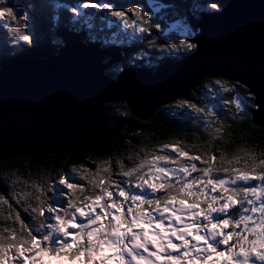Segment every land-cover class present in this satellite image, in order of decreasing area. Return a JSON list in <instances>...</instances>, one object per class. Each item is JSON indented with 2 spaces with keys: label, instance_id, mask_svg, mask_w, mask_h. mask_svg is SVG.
Listing matches in <instances>:
<instances>
[{
  "label": "snow or ice",
  "instance_id": "6c2138e0",
  "mask_svg": "<svg viewBox=\"0 0 264 264\" xmlns=\"http://www.w3.org/2000/svg\"><path fill=\"white\" fill-rule=\"evenodd\" d=\"M217 7L211 4L212 9ZM82 8L107 10L133 32L155 27L140 7L116 11L107 3H84ZM72 11L84 15L77 8ZM128 13L135 19H128ZM16 19L13 8L0 0V21ZM13 35L31 43L30 36L18 29H13ZM195 48L184 39L162 51ZM213 88L216 93L235 94L225 105L233 104L238 111L248 106L236 85L217 79L205 95ZM175 107L201 116L209 135L222 138L224 124L214 111L223 113L219 103L200 107L181 100ZM181 144L179 140L163 143L158 149L162 154H137L138 163L130 165L118 159L115 171L111 160L94 170L73 166L71 177L62 173L46 186L23 181L25 186L12 196L0 193V217L2 206L8 205L7 218L15 211L19 223V228H0V264H50L52 260L57 264H264V152L189 154ZM12 200L24 201V211L30 208L35 213L33 221L41 219L26 222Z\"/></svg>",
  "mask_w": 264,
  "mask_h": 264
},
{
  "label": "trees",
  "instance_id": "16d2710c",
  "mask_svg": "<svg viewBox=\"0 0 264 264\" xmlns=\"http://www.w3.org/2000/svg\"><path fill=\"white\" fill-rule=\"evenodd\" d=\"M5 2L7 6L13 8L17 19L0 21V67L10 64L13 60L23 64L38 57L56 56L66 43L75 41L121 52L124 58L117 68L120 66L119 71H122L128 67L155 70L167 62H175L189 56L194 49L179 52L162 51V49H167L172 44H179L184 39L193 43L199 15L219 12L228 0H10ZM84 3L97 5L107 3L116 11L140 7L155 27L149 28L145 33L133 32L132 29H125L117 18L106 14L107 10L84 9L82 8ZM213 3L217 4V9L211 8ZM73 8H77L84 15H76L72 11ZM128 19L134 20L135 17L128 13ZM9 24L11 27L8 26ZM13 29L28 34L31 43L13 35ZM39 38L41 40L37 41ZM113 38L117 42H105L112 41ZM110 69L106 70V75L115 79L117 73H113V69ZM215 80L217 79L205 80L185 100L200 107H210L219 103L223 113L219 109L214 111L224 124L222 138L213 139L209 135L201 116L187 108L175 107L179 101L161 107L146 121L135 118L124 103L105 105L110 127L108 132L98 137L93 145L73 153L19 156L0 162V193L12 196L14 191L25 186L23 181L29 183L35 181L46 186L47 183H54L62 173H67L71 177L73 166L80 168L84 165L94 170L97 165L111 160L112 169L115 171L118 159L125 165H130L133 161L138 163L137 154L140 157L152 151L162 154L158 151L160 146L175 140L181 141V147L189 151V154L215 152L219 156L223 152L231 156L240 149H251L256 153L264 152V129L254 126L251 121L253 98L244 87L228 81L230 85H236L237 90L242 92L248 101L244 111H238L233 104H224L225 100L234 97V93H216L213 88V92L206 96L207 86H212ZM129 157H132V160H129ZM13 179H18L20 183L12 185ZM253 183L258 182L253 181ZM27 190L33 191L32 188ZM133 191L137 190L133 189ZM47 195L53 196L52 193ZM10 203L26 222L37 223L41 219L37 217L36 221H33L32 217L35 213H31L30 208L24 211V201L16 204L12 200ZM32 203L35 204L36 201L33 200ZM2 207L3 217H0V228L12 226L19 228V223L15 221V211L11 212L12 218L8 219L9 207L8 205Z\"/></svg>",
  "mask_w": 264,
  "mask_h": 264
},
{
  "label": "water",
  "instance_id": "95a60500",
  "mask_svg": "<svg viewBox=\"0 0 264 264\" xmlns=\"http://www.w3.org/2000/svg\"><path fill=\"white\" fill-rule=\"evenodd\" d=\"M192 41L186 58L155 70L128 67L115 80L106 70L121 52L75 41L56 56L2 67L0 162L84 149L109 130L105 105L124 103L146 121L210 79L247 89L252 124L264 129V0H228L201 13Z\"/></svg>",
  "mask_w": 264,
  "mask_h": 264
},
{
  "label": "rangeland",
  "instance_id": "374dc122",
  "mask_svg": "<svg viewBox=\"0 0 264 264\" xmlns=\"http://www.w3.org/2000/svg\"><path fill=\"white\" fill-rule=\"evenodd\" d=\"M5 1H7V2H10V0H5ZM106 14H109L108 12H106ZM106 19V18H105ZM105 19H104V22H105ZM109 21H111V20H109ZM39 40H41V38H39L37 41H39ZM0 42H1V38H0ZM84 44H86V43H84ZM86 45H91V44H86ZM1 46V45H0ZM96 47H99V46H96ZM115 52V51H114ZM10 58H12L11 56H9ZM29 61H32V60H29ZM122 61H123V59H122ZM121 61V62H122ZM28 62V61H27ZM120 63V62H119ZM119 63H117L116 65L114 64L112 67H110V68H112L113 69V73H117L116 75L118 76V75H120L122 72L121 71H119L120 69V66H119V68H117V66H118V64ZM168 63V62H167ZM10 64H20V63H18L17 62V60H13V61H11V63ZM10 64H7V66H9ZM4 66H6V65H4ZM4 66H2V67H4ZM2 67H0V69L2 68ZM109 68V69H110ZM111 70V69H110ZM107 72V71H106ZM112 79V78H111ZM116 79V78H115ZM115 79H113V80H115ZM202 85V84H201ZM17 87H20V86H18L17 85ZM247 90V89H246ZM248 91V90H247ZM113 104V103H112ZM47 214V213H46Z\"/></svg>",
  "mask_w": 264,
  "mask_h": 264
}]
</instances>
